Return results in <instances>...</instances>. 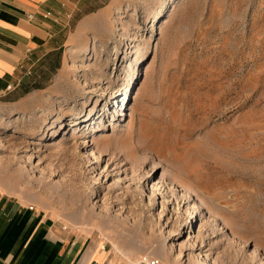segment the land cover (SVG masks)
<instances>
[{
	"label": "rangeland",
	"instance_id": "rangeland-1",
	"mask_svg": "<svg viewBox=\"0 0 264 264\" xmlns=\"http://www.w3.org/2000/svg\"><path fill=\"white\" fill-rule=\"evenodd\" d=\"M104 16L0 101V192L126 264H264V0Z\"/></svg>",
	"mask_w": 264,
	"mask_h": 264
},
{
	"label": "crops",
	"instance_id": "crops-1",
	"mask_svg": "<svg viewBox=\"0 0 264 264\" xmlns=\"http://www.w3.org/2000/svg\"><path fill=\"white\" fill-rule=\"evenodd\" d=\"M112 1L0 0V101L42 89L61 67L72 33L103 27ZM0 264L126 263L114 260L98 237L75 235L37 207L0 192Z\"/></svg>",
	"mask_w": 264,
	"mask_h": 264
},
{
	"label": "built area",
	"instance_id": "built-area-1",
	"mask_svg": "<svg viewBox=\"0 0 264 264\" xmlns=\"http://www.w3.org/2000/svg\"><path fill=\"white\" fill-rule=\"evenodd\" d=\"M28 18L31 19L32 16L31 15H28ZM9 88L10 87H8V89ZM136 264H166V263L160 261L159 259L149 258V259L140 260Z\"/></svg>",
	"mask_w": 264,
	"mask_h": 264
},
{
	"label": "bare ground",
	"instance_id": "bare-ground-1",
	"mask_svg": "<svg viewBox=\"0 0 264 264\" xmlns=\"http://www.w3.org/2000/svg\"><path fill=\"white\" fill-rule=\"evenodd\" d=\"M186 196H188V195H186Z\"/></svg>",
	"mask_w": 264,
	"mask_h": 264
}]
</instances>
